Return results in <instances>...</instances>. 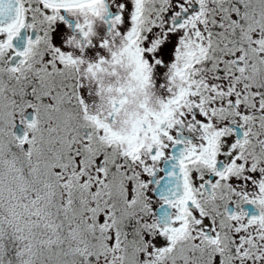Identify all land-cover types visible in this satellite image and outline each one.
I'll use <instances>...</instances> for the list:
<instances>
[{"label": "snow or ice", "instance_id": "1", "mask_svg": "<svg viewBox=\"0 0 264 264\" xmlns=\"http://www.w3.org/2000/svg\"><path fill=\"white\" fill-rule=\"evenodd\" d=\"M0 264H264V0H0Z\"/></svg>", "mask_w": 264, "mask_h": 264}]
</instances>
